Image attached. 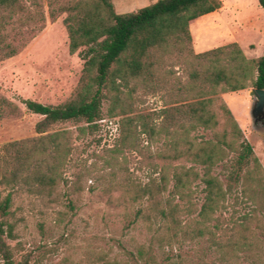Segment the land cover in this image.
Here are the masks:
<instances>
[{
	"label": "trees",
	"instance_id": "obj_1",
	"mask_svg": "<svg viewBox=\"0 0 264 264\" xmlns=\"http://www.w3.org/2000/svg\"><path fill=\"white\" fill-rule=\"evenodd\" d=\"M257 1L264 16V0ZM221 6V0H155L117 13L112 0H0V61L20 53L47 20L62 14L68 50L83 59L76 91L67 101H22L42 116L34 126L37 136L0 148V187L10 186L4 195L0 188L1 264H22L6 242L15 185L22 183L52 201L73 159L71 131H48L60 123L83 121L79 135L93 132L104 100L108 116H120L119 137L99 156L98 196L125 211L139 203L133 221L145 224L160 249L205 238L221 264H246L249 259V264H264L261 249L251 254L260 244L255 230L264 217V171L221 97L248 87L264 88V45L255 58H247L236 42L194 52L190 21ZM158 93L163 106L145 109L147 96ZM20 114V107L0 94V119ZM206 131L210 137L204 136ZM144 148L151 174L141 184L131 177L126 152ZM232 152L236 157L229 161ZM220 164L226 182L213 172ZM77 165L75 160L73 167ZM92 172L86 167L73 172L69 193L78 196L81 179ZM198 184L203 193L199 207L194 201ZM235 191L234 200L249 208L225 222L223 211ZM72 197L67 203L71 211ZM145 255V247L139 246L138 258ZM148 259L155 262L153 254ZM100 260L115 263L103 255Z\"/></svg>",
	"mask_w": 264,
	"mask_h": 264
},
{
	"label": "rangeland",
	"instance_id": "obj_2",
	"mask_svg": "<svg viewBox=\"0 0 264 264\" xmlns=\"http://www.w3.org/2000/svg\"><path fill=\"white\" fill-rule=\"evenodd\" d=\"M154 1L112 0L117 13L135 11ZM63 18L64 14L53 22L47 20L45 27L20 53L0 61V94L21 109L19 116L0 119V148L13 140L37 136L34 126L42 116L27 110L22 102L24 99L58 105L71 98L76 91L82 74L83 59L78 52L70 53L68 50ZM192 28L195 39H205L204 25L195 22ZM261 31L264 32V28ZM262 32H256L250 38L257 45V49L252 52L255 56L262 53L258 52ZM251 88L242 89V93L236 94L225 92L221 97L240 126L244 139L251 144L253 153L264 171V120L262 123L253 121L251 108L255 98L249 95ZM159 96V93L148 95L143 107L147 110L162 107L163 99ZM107 108L108 101L104 100L98 128L93 132L87 131L85 135H79L77 128L85 125L83 121H67L48 131H71L73 159L64 169V180L60 182L57 192L52 193V201L40 194L29 192L22 183L15 185L11 214L8 216L11 231L6 235L13 258L22 264H102V255L115 262L114 264H144V260H147L148 264H167L170 261L178 264H221L216 259L217 253L209 247L205 238L177 244L172 248H158L152 232L146 229L145 224L139 220L133 221L134 210L139 203L130 205L125 211L121 207L109 206L98 196L102 187L98 177L99 168L102 166L99 156L106 148L113 147L119 137L120 116L109 117ZM203 134L210 137L209 131ZM126 157L131 177L141 184L146 183L151 174V159L147 150L144 148L140 152H126ZM235 157L236 153H230L229 161ZM75 160L78 163L76 168L73 167ZM221 166H215L213 172L226 182V171ZM83 167L91 168L93 172L83 176L80 181L82 190L78 196H74L69 193L68 185L72 183V173L83 171ZM196 186L194 201L199 207L203 193L202 186ZM0 188L3 195L10 190V186ZM238 193L235 191L227 199V208L223 211L225 222L239 218L249 208L241 199L234 200V195L238 196ZM70 197L74 198L75 204L72 211L67 205ZM141 204H144V200ZM260 221L261 227L255 230L260 244L253 248L251 254L255 255L261 249L264 257V217H261ZM139 246L145 247L144 260L137 256ZM150 254L155 256V262L149 261ZM1 262L0 259V264ZM250 262L251 259L245 263Z\"/></svg>",
	"mask_w": 264,
	"mask_h": 264
},
{
	"label": "crops",
	"instance_id": "obj_3",
	"mask_svg": "<svg viewBox=\"0 0 264 264\" xmlns=\"http://www.w3.org/2000/svg\"><path fill=\"white\" fill-rule=\"evenodd\" d=\"M221 2L220 8L190 21L189 30L193 39L194 52L198 53L236 42L247 58L260 56L252 54L257 49V45L250 39L256 32L260 34L264 28V16L258 1L221 0ZM195 22L204 25L205 39L194 38L192 26ZM261 35L262 41L258 44L259 53H263L264 32ZM231 93H242V90L231 91Z\"/></svg>",
	"mask_w": 264,
	"mask_h": 264
},
{
	"label": "water",
	"instance_id": "obj_4",
	"mask_svg": "<svg viewBox=\"0 0 264 264\" xmlns=\"http://www.w3.org/2000/svg\"><path fill=\"white\" fill-rule=\"evenodd\" d=\"M249 95L255 98L251 108L253 121L264 120V88H251Z\"/></svg>",
	"mask_w": 264,
	"mask_h": 264
},
{
	"label": "flooded vegetation",
	"instance_id": "obj_5",
	"mask_svg": "<svg viewBox=\"0 0 264 264\" xmlns=\"http://www.w3.org/2000/svg\"><path fill=\"white\" fill-rule=\"evenodd\" d=\"M256 121H260V122L262 123L263 120H256ZM256 121H255V122H256Z\"/></svg>",
	"mask_w": 264,
	"mask_h": 264
}]
</instances>
